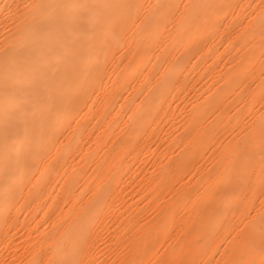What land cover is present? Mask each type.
<instances>
[{
  "label": "bare ground",
  "instance_id": "1",
  "mask_svg": "<svg viewBox=\"0 0 264 264\" xmlns=\"http://www.w3.org/2000/svg\"><path fill=\"white\" fill-rule=\"evenodd\" d=\"M0 264H264V0H0Z\"/></svg>",
  "mask_w": 264,
  "mask_h": 264
},
{
  "label": "rangeland",
  "instance_id": "2",
  "mask_svg": "<svg viewBox=\"0 0 264 264\" xmlns=\"http://www.w3.org/2000/svg\"><path fill=\"white\" fill-rule=\"evenodd\" d=\"M147 162H149V160Z\"/></svg>",
  "mask_w": 264,
  "mask_h": 264
}]
</instances>
